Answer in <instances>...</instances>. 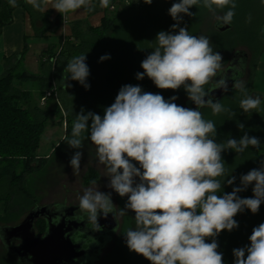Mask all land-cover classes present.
Wrapping results in <instances>:
<instances>
[{
    "label": "clouds",
    "instance_id": "obj_1",
    "mask_svg": "<svg viewBox=\"0 0 264 264\" xmlns=\"http://www.w3.org/2000/svg\"><path fill=\"white\" fill-rule=\"evenodd\" d=\"M26 2L36 10H48L43 0ZM48 2L60 14L81 8L91 11L95 7L92 0ZM152 2L144 0L149 5ZM201 3L213 13L227 8L215 18L224 25L231 24L235 0L174 2L168 11L176 23L170 31L157 33L155 48L141 62L143 72L136 74L137 80L147 76L162 90L183 87L195 109L177 105L176 96L166 100L159 93L143 91L139 85H124L103 116L81 109L76 114L71 139L65 137L71 148L82 149V134L88 133L87 138L96 146L98 163L104 166L109 178L107 187L120 197H127L119 215L134 213L136 228L124 234L127 247L151 264H224L215 238L223 230L238 227L234 219L238 213L248 209L255 214L264 203V161L259 168L242 175L240 186L233 187L231 193L218 195L225 182L232 185L236 179H217L226 173L222 153H243L250 145L259 147L261 142L245 132L239 139L218 143L214 122L205 120L199 111L205 106L213 114L227 111L204 88L221 69V54L213 51L208 37L190 35L186 26H180L185 15H194L190 8ZM9 4L15 7L16 0H9ZM109 5L110 0H100V7ZM109 58L104 55L100 60ZM86 59V54L73 57L64 71L69 73L67 81H77L87 89L90 85ZM218 84L228 90L226 81L220 80ZM233 88L244 95L240 107L245 113L260 106L261 98L247 95L243 81H235ZM244 127L243 123L238 124L239 129ZM81 158L82 152L76 151L70 160L74 173L80 169ZM249 185H254L253 196L241 198L238 193ZM78 199L79 207L88 213L97 231L101 228V215L115 216L110 192L90 187ZM208 238L211 242H207ZM249 241L248 245L233 249L234 264H264V223L253 229Z\"/></svg>",
    "mask_w": 264,
    "mask_h": 264
},
{
    "label": "trees",
    "instance_id": "obj_2",
    "mask_svg": "<svg viewBox=\"0 0 264 264\" xmlns=\"http://www.w3.org/2000/svg\"><path fill=\"white\" fill-rule=\"evenodd\" d=\"M174 2L178 0H153L150 5L144 3V0H130V4L125 5L124 0H110L109 7L104 8V17L99 27H92L86 21L73 22L70 37L62 38L59 44L42 52L40 61L46 75H34L21 70L20 66H15L8 68L6 74L0 77V224L15 225L14 223L30 211L25 209L27 199L31 196L26 183L30 175L45 167L46 158L38 155L41 138L50 115L61 112L57 101H54L52 110H43L38 105L33 107L32 94L19 90L15 82H42L41 98L46 91L56 87L62 102L65 91L78 83L67 81L69 73L64 71L65 67L73 57L86 54L85 62L89 67L87 83L97 93L98 103L109 106L114 103L120 88L130 84L139 85L145 92L159 93L166 100L176 96L174 102L188 108L189 99L183 87L178 90H162L147 76L143 80L136 79V74L143 72L141 62L156 46L157 33L170 31L171 25L176 23L168 11ZM235 3L231 28L220 32L217 26L220 27L222 23L216 21L215 30L208 32V36L213 51L219 52L224 59L222 66L228 63V56L240 51L241 47H246L252 53L250 62L249 53L242 50L249 57L247 68L250 69V76L245 87L247 95L252 96L256 65L264 56V0H235ZM0 4V35L3 27L12 22V13L20 4L30 13L36 37H44L50 30L47 15L40 13V10L34 9L27 2L16 0L15 7L10 6L9 0H0ZM92 4L95 7L91 11L87 10L90 14L101 10L100 0H92ZM227 10L225 8L213 13L203 7L202 3L192 6L190 12L194 15H185L180 26H186L190 35L205 36L203 28L209 18L223 15ZM38 22H41V26ZM104 55L110 58L101 61L100 57ZM213 79L204 85L207 92L213 85ZM66 83L72 86L67 87ZM109 96L112 97L111 102L108 100ZM243 98V93L234 89L219 99L227 111L213 114L208 106L200 110L205 120L214 122L217 128L215 139L218 143L226 142L229 138L239 139L245 132L249 136L259 138L261 142L259 147L250 145L243 153H236L234 150L222 153L226 173L217 179L222 182L230 178L228 176H234L236 179L232 185L225 182L222 192L218 195L231 193L233 187L240 186L242 175L259 168L264 161V105L256 115L248 116L240 107ZM240 123L245 125L243 130L238 128ZM70 128L68 124L67 132H70ZM253 186L249 185L238 195L241 198L252 197ZM234 219L238 222V227L232 231L223 230L215 238L219 245L218 251L223 254L224 264H234L233 249L248 245L253 229L264 223V203L260 205L257 213L253 214L245 209ZM38 224L44 232L45 225L39 222ZM207 242H211V238H208ZM119 262L151 264L129 248L120 254ZM0 264L8 263L0 258Z\"/></svg>",
    "mask_w": 264,
    "mask_h": 264
},
{
    "label": "rangeland",
    "instance_id": "obj_3",
    "mask_svg": "<svg viewBox=\"0 0 264 264\" xmlns=\"http://www.w3.org/2000/svg\"><path fill=\"white\" fill-rule=\"evenodd\" d=\"M215 17L216 16H212L205 23L203 28L205 37L209 38L208 32L215 30L214 26L217 21ZM41 49H43L42 46H32L31 55L27 63L29 72L31 71L32 73H35V68H32L33 65H36L35 63L37 58L34 52L38 55V51ZM240 49H244L249 53V61L251 62L252 53L246 47H241ZM234 54L235 53H231L228 56V63L222 66L218 72L229 66ZM246 73V76L240 79V81H243L245 85L247 84L250 76L249 68H247ZM41 75H46L42 67ZM213 78H211L210 81H212ZM261 78L263 79L264 76ZM261 78L256 82L255 92L257 94L264 93V86H261L264 84V79L262 80ZM15 85L19 90L23 92H30L32 94L31 100L33 107L38 105L43 110L53 109L54 101L56 100H49L44 106H42L40 103V90L43 85L42 82L36 81L27 84L15 82ZM65 92L66 93L63 96L62 102L58 95L57 102L60 105L61 112L57 115H50L47 128L41 138L38 155L39 157L46 158V163L45 167L40 172H36L30 175L28 178L26 184L31 196L27 199L25 209L31 211L36 206H45L55 203L69 206L79 205L78 197L83 194L84 189L90 187L98 188L99 191L104 193L110 192L112 201L116 206L115 216L118 222V229L112 233H109L108 242L105 249L101 253L97 264H122L119 262V256L128 248L124 234L127 230L136 228L134 213L127 211L125 215H119L120 209H123L127 203V197H120L119 194L113 189L107 187L109 178L105 176L104 166L98 163L96 146L87 138V132L82 134V149L71 148L65 140L66 136L71 139L73 123L76 119V114L80 113L81 109H83L85 113L91 111L103 116L104 110L106 107H108V105H105L101 102L98 103L97 93L95 90H92L91 86L86 89L79 82L74 84L69 90L67 89ZM111 98L112 97L109 96V102H111ZM111 104L112 103H110L109 106ZM259 110L260 106L257 109L250 110L246 114L248 116H254L259 112ZM68 111H70V113ZM68 124L71 127L70 132H67ZM58 144L59 146H57ZM76 151L82 152V158L80 161V169L74 173V170L70 165V160ZM27 214L21 217V219L14 224H19ZM2 226L4 225L0 224V227ZM38 230L40 233H43L40 224H38ZM0 258L5 260L8 264H19L17 258L11 256L7 252L1 239Z\"/></svg>",
    "mask_w": 264,
    "mask_h": 264
},
{
    "label": "water",
    "instance_id": "obj_4",
    "mask_svg": "<svg viewBox=\"0 0 264 264\" xmlns=\"http://www.w3.org/2000/svg\"><path fill=\"white\" fill-rule=\"evenodd\" d=\"M230 28V25L223 23L222 26H217L220 32H225ZM248 58L245 51H237L229 66L217 73L213 85L208 91L213 101L221 99L235 89L233 88L234 82L245 76ZM220 80L226 81L227 91H224L222 86L218 84ZM207 98L205 97V99ZM187 107L195 109L196 105L189 100ZM47 208L48 206L36 207L19 224L0 227V239L5 249L11 256L16 257L20 264H83L85 252L80 249V244L73 243L74 229L71 224L63 220L54 224L53 218L50 217L45 234L43 236L37 235L35 224L45 216L44 212ZM105 222L107 223L106 231L114 232L118 229L116 216L109 214ZM15 241H20L21 244L14 246L13 242Z\"/></svg>",
    "mask_w": 264,
    "mask_h": 264
},
{
    "label": "crops",
    "instance_id": "obj_5",
    "mask_svg": "<svg viewBox=\"0 0 264 264\" xmlns=\"http://www.w3.org/2000/svg\"><path fill=\"white\" fill-rule=\"evenodd\" d=\"M21 1V0H19ZM26 2V0H22ZM54 3L55 0H52ZM43 5L47 11H40L42 14L47 15V24L50 30L44 37H36L34 27L29 11L20 4L17 6L12 13V22L6 25L2 29L0 35V77L6 74L8 68L20 66L21 70L29 72L27 66L28 60L31 55L32 46H42L43 49L38 51L36 55L35 73L31 71L29 73L34 75H41V61L40 55L42 52L49 50L53 45L59 44L62 38H68L72 34V23L76 21H86L92 27H99L104 17V8L90 14L86 9L81 8L75 12H68L60 14L55 9H51V3L48 0H43ZM1 7V4H0ZM41 26V22H38ZM24 55V56H23ZM262 76H264V59L263 57L256 65V71L253 78V97L259 96L261 98L260 110L264 105V93L257 94L256 82ZM262 79V78H261ZM264 79V78H263ZM262 79V80H263ZM261 86H264L261 85Z\"/></svg>",
    "mask_w": 264,
    "mask_h": 264
},
{
    "label": "flooded vegetation",
    "instance_id": "obj_6",
    "mask_svg": "<svg viewBox=\"0 0 264 264\" xmlns=\"http://www.w3.org/2000/svg\"><path fill=\"white\" fill-rule=\"evenodd\" d=\"M47 210L44 212V217L41 220H38L35 224V229L38 227V222L45 225V231L48 223V218H53V223L58 224L60 221H65L72 225L73 235L72 241L75 244L81 245V250L85 252V257L83 264H97L100 259V255L106 247L109 231H106L107 223L105 222L107 218H104L102 215L99 217V224L101 226L100 230L97 231L94 224L90 222L88 218V213L85 210H82L79 205H64V204H49ZM45 206H36V207H45ZM35 207V208H36ZM34 209V208H33ZM38 230V228H37ZM37 235L43 236V233H40L38 230ZM20 241L13 242L14 246L20 245Z\"/></svg>",
    "mask_w": 264,
    "mask_h": 264
},
{
    "label": "built area",
    "instance_id": "obj_7",
    "mask_svg": "<svg viewBox=\"0 0 264 264\" xmlns=\"http://www.w3.org/2000/svg\"><path fill=\"white\" fill-rule=\"evenodd\" d=\"M124 4L129 5L130 0H124ZM111 9L113 10L114 7H112ZM50 99L58 101V94H57L56 87H54L51 90L46 91V93L44 94V96L40 100L41 105L42 106L46 105Z\"/></svg>",
    "mask_w": 264,
    "mask_h": 264
}]
</instances>
